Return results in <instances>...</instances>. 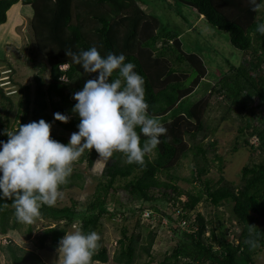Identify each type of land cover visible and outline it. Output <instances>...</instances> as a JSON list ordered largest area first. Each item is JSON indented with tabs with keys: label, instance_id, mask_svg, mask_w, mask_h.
<instances>
[{
	"label": "trees",
	"instance_id": "obj_1",
	"mask_svg": "<svg viewBox=\"0 0 264 264\" xmlns=\"http://www.w3.org/2000/svg\"><path fill=\"white\" fill-rule=\"evenodd\" d=\"M140 1L0 0V25L7 21V12L13 4L31 6L30 26L35 47L46 57V66L49 69L47 79L41 75L35 76L36 106L33 108H30L29 85L19 84L17 92L20 94L15 115L19 119L18 125L25 123L29 111L33 110L35 114L40 113L47 118V122L54 121L60 132L53 130L51 136L67 143L69 138L66 132L77 131L76 125L79 122V116L71 110L76 102L72 93L80 90L85 80L95 77L96 73H86L80 64L73 63L65 49L78 52L95 44L102 56L109 51L124 53L126 62L132 61L136 66L135 71L144 78L148 113L163 124L167 131L160 136V143L156 148L145 156L143 164L126 163L122 153H113L104 165L94 191L83 203L84 209L79 217L80 230L96 231L103 217L114 216L118 208L114 206L111 209L109 206L112 200L120 202V190L128 193L130 199L140 202L139 219L145 210L143 204L161 197L168 203H180L181 218H191L190 212L202 200H207L215 208L230 201L235 219L241 226L235 232L237 242L228 237L221 219L212 227L211 241L208 240L205 237V218L202 213L196 212V227L181 232L186 241L177 242L170 255H166L157 264H179L181 260L182 264H256L255 255L264 247V226L257 223L259 217L264 218V34L257 33L255 25L257 20L264 19V8L254 12L247 0H176L195 8L213 27L228 32L233 45L244 53L243 60L238 65L227 60L228 71H222L206 95L183 105L184 99L207 76L208 68L199 54L185 50L177 31L163 29L159 18L147 12ZM7 64L10 68L8 84L18 85L11 76V64ZM62 65L67 67L62 68ZM3 76L0 70V96L12 104V96L3 91V86L9 87L3 83ZM215 93L225 97L230 108L247 115L238 127L234 149L242 141L243 145L254 151L259 150L260 153L258 160L242 167L239 183L227 180L221 175L218 184L213 186L210 178L203 177L208 172L204 144L197 141L191 144L188 140H196L199 132L206 128L205 112ZM1 104L4 105V102ZM255 108L262 115L256 114ZM55 112L65 114L69 119L66 122L55 119ZM136 130L139 134V129ZM2 131L1 140H7V128ZM210 133H214V129L211 128ZM252 137L257 138V144L250 142ZM143 139L145 137L141 135V141ZM208 145L214 151V158L222 160L216 150V140H209ZM191 151L200 153L206 164L196 167V175L192 174L190 181L198 180L204 188L184 190L176 183L178 176L173 171ZM97 157L94 149H85L78 161L85 160L92 167ZM162 175L166 179H162ZM82 176L81 171L72 170L59 188H82ZM153 188H158L161 194L156 195ZM170 188L175 196L169 193ZM182 194L187 196L184 201L180 199ZM153 205L152 210H155ZM78 213L75 201L71 205L63 206L41 205L38 217L50 219L56 224L44 228L36 236V246L41 249H56L60 237L75 221ZM165 215L173 221L171 214L166 212ZM24 225L14 215L12 200H0V234L16 230L29 239L33 226L28 223L24 232ZM121 233L113 261L133 264L137 256V237L128 236L126 226H122ZM154 237L155 233L150 231L147 243L141 245V249L148 256L151 255L150 248ZM249 238L256 241V247L245 243ZM0 252L9 264H26L29 259L46 264L38 253L11 239L5 243L0 242ZM108 260L106 246L97 243L90 264H96V261L105 263ZM145 264H151L150 260Z\"/></svg>",
	"mask_w": 264,
	"mask_h": 264
},
{
	"label": "rangeland",
	"instance_id": "obj_2",
	"mask_svg": "<svg viewBox=\"0 0 264 264\" xmlns=\"http://www.w3.org/2000/svg\"><path fill=\"white\" fill-rule=\"evenodd\" d=\"M140 4L143 8L155 15L161 21L163 29H171L180 34L183 47L187 51H192L199 54L204 60L208 74L198 85L196 90L187 96L183 105L190 104L199 97L206 95L211 86L216 82L222 71H228L229 63L239 64L243 60L244 53L236 48L231 42L230 35L226 31H222L213 27L197 10L186 4L179 3L176 0H141ZM7 21L0 25V70L4 84L9 83L7 78L10 73V68L7 63H10L13 71L11 76L14 82L9 87L3 86L5 94L12 96L13 102L8 101L0 96V140L3 135V129L13 130L18 127L19 119L15 118L18 104L19 94L17 92L19 84L29 85L31 94L30 108L36 106V86L37 81L35 76L41 75L45 79L49 77V69L46 66V57L40 53L34 43V37L31 31L30 19L32 16V8L30 5L13 4L7 12ZM3 58V60H2ZM6 58V59H5ZM221 66V68H219ZM66 68L67 65H62ZM8 80V81H7ZM4 102V105L1 104ZM249 111V109H248ZM256 114L262 115L259 109L255 108ZM247 115L239 113L236 109L230 108L229 101L222 95L215 93L210 101V104L205 112L204 124L206 128L199 132L196 140L189 139L190 143L202 142L207 150L208 157V172L203 177L210 178L213 186L218 184V180L223 175L227 180L239 183L241 178L242 167L251 161L260 158L259 150L254 151L250 147L245 146L240 141L238 147L234 149L235 138L238 134V127L245 121ZM40 118L47 119L42 114L35 111H29L26 122L39 120ZM51 131L60 132L57 124L50 122ZM214 129V133H210V129ZM72 132H66L70 136ZM215 139L217 153L220 154L222 160L214 158V151L208 145L209 140ZM250 142L257 144V138L252 137ZM75 160L71 167L72 170L81 171L83 174V187H60L62 197L58 198L55 203L58 206L71 205L76 202V208L79 211L75 221L68 226L67 231L80 230V220L87 198L94 191L95 186L102 175V170L107 160L97 157L93 166L89 167L87 162ZM206 164L200 153L195 154L189 152L188 156L183 158L179 165L174 169V173L178 176L176 183L184 190L196 188H204V185L198 181H190L192 174L196 175V167ZM221 166V168H220ZM165 178V176H161ZM204 179V178H203ZM158 188H153L156 195L161 194ZM169 193L175 196L174 191L170 188ZM120 202L111 201L110 208L117 206L116 214L112 217L107 215L102 218L101 225L96 230L99 235L98 243L106 246L109 254V260L105 263L96 261V264H120L113 261V254L118 248V239L122 236V226L127 227L128 236L137 237L136 253L133 264H145L150 260L151 264H157L166 255H170L177 242L186 241L181 235L184 228L180 225L181 219L177 212L176 203L173 201L166 202L162 197L154 202H145L140 219L138 218L139 201L130 199V196L125 191H119ZM187 196L182 194L180 199L186 200ZM155 204V205H153ZM152 205L155 210H152ZM157 208V209H156ZM173 216V221H170L165 213ZM196 212L203 214L206 222L205 237L211 241V229L218 224V219L223 222L226 234L234 242L238 241L235 232L241 229L240 224L235 219L232 210V202H224L220 207L215 208L207 200H202L190 212L191 218L194 219ZM161 214V215H160ZM62 223V221H61ZM258 225L264 226V218L259 217ZM28 223L23 226V231ZM33 231L31 237L26 239L24 233L16 230H10L8 233L1 235L0 242L13 240L19 245L28 250H32L39 254L40 258L46 264H55L58 258L56 249L38 248L36 246V236L48 226H54L56 222L36 217L31 222ZM188 225V224H187ZM153 230V231H152ZM155 233L154 242L150 248L151 255L148 256L142 249L141 245L147 243L149 233ZM256 264H264V247L255 255ZM183 260L179 264H182ZM0 264H9L3 253L0 252ZM26 264H40L33 259H29Z\"/></svg>",
	"mask_w": 264,
	"mask_h": 264
},
{
	"label": "clouds",
	"instance_id": "obj_3",
	"mask_svg": "<svg viewBox=\"0 0 264 264\" xmlns=\"http://www.w3.org/2000/svg\"><path fill=\"white\" fill-rule=\"evenodd\" d=\"M247 3L254 12L264 8V0ZM255 31L264 34V19L257 20ZM65 50L86 73H96L72 93L76 102L71 110L79 116L77 131L67 143L60 142L51 136L50 123L40 118L7 130V140H0V200H12L21 223H31L40 215L41 205L53 206L62 197L59 186L85 149H94L105 160L120 152L126 163L143 164L167 131L148 113L144 78L132 61L126 62L124 53L109 51L102 56L95 44L78 52ZM53 116L64 122L69 119L60 112ZM98 240L95 230H66L57 243L55 264H90ZM245 243L256 247L252 238Z\"/></svg>",
	"mask_w": 264,
	"mask_h": 264
},
{
	"label": "built area",
	"instance_id": "obj_4",
	"mask_svg": "<svg viewBox=\"0 0 264 264\" xmlns=\"http://www.w3.org/2000/svg\"><path fill=\"white\" fill-rule=\"evenodd\" d=\"M176 208L178 209L177 212H178L179 217H180V213L182 211V207L180 206V203L179 202L176 203ZM180 219H181L180 225L183 226V227L186 226L184 228L185 230L190 231V230H192V229H194L196 227L195 224H194V219H192V218H186V217H184V218H181L180 217Z\"/></svg>",
	"mask_w": 264,
	"mask_h": 264
},
{
	"label": "crops",
	"instance_id": "obj_5",
	"mask_svg": "<svg viewBox=\"0 0 264 264\" xmlns=\"http://www.w3.org/2000/svg\"><path fill=\"white\" fill-rule=\"evenodd\" d=\"M17 4H21V3H17ZM2 25V24H1Z\"/></svg>",
	"mask_w": 264,
	"mask_h": 264
},
{
	"label": "bare ground",
	"instance_id": "obj_6",
	"mask_svg": "<svg viewBox=\"0 0 264 264\" xmlns=\"http://www.w3.org/2000/svg\"><path fill=\"white\" fill-rule=\"evenodd\" d=\"M7 78H8V76H7Z\"/></svg>",
	"mask_w": 264,
	"mask_h": 264
}]
</instances>
